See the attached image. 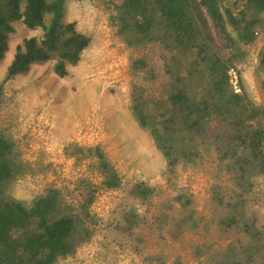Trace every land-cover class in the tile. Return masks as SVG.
<instances>
[{
    "label": "trees",
    "instance_id": "1",
    "mask_svg": "<svg viewBox=\"0 0 264 264\" xmlns=\"http://www.w3.org/2000/svg\"><path fill=\"white\" fill-rule=\"evenodd\" d=\"M72 1L102 3L130 51L129 110L164 159L163 186L126 182L101 144H67L65 177L34 163L3 119L18 101L8 85L48 64L66 78L90 49L67 21ZM18 27L41 35L24 37L0 83V264H72L88 248L138 264H188V248L201 264H264V105L230 77L260 41L264 74V0H0V64ZM37 172L54 178L16 197ZM185 172L201 195L181 187Z\"/></svg>",
    "mask_w": 264,
    "mask_h": 264
},
{
    "label": "rangeland",
    "instance_id": "2",
    "mask_svg": "<svg viewBox=\"0 0 264 264\" xmlns=\"http://www.w3.org/2000/svg\"><path fill=\"white\" fill-rule=\"evenodd\" d=\"M67 21L76 22L81 31L92 37L90 49L66 78L56 76L53 64H48L35 66L29 75L8 85L10 91H17L18 101L17 106L4 112L5 123H11L16 138L34 163L54 164V172L65 177L71 174L73 165L63 156L67 144H101L126 182L141 177L163 186L164 159L129 110L130 51L109 26L105 6L100 2L72 1ZM40 35V31L17 28L10 51L0 64V83L24 37ZM261 44L262 41L245 49V58L232 71L238 77L237 89L256 104L264 105V74L258 64ZM53 178L52 174H30L17 183L15 196L31 200ZM181 187L201 195L204 183L185 172ZM110 207V197H105L97 210ZM199 210H203L202 206ZM190 252L189 248L183 252L185 261L201 264ZM110 257L88 248L72 264H113L115 259L119 264L139 261L134 253L118 254L113 261Z\"/></svg>",
    "mask_w": 264,
    "mask_h": 264
},
{
    "label": "built area",
    "instance_id": "3",
    "mask_svg": "<svg viewBox=\"0 0 264 264\" xmlns=\"http://www.w3.org/2000/svg\"><path fill=\"white\" fill-rule=\"evenodd\" d=\"M230 77H231V82L234 85L235 89L237 92H240V90L237 89V84H238V77L236 76V73L233 71L230 72Z\"/></svg>",
    "mask_w": 264,
    "mask_h": 264
}]
</instances>
